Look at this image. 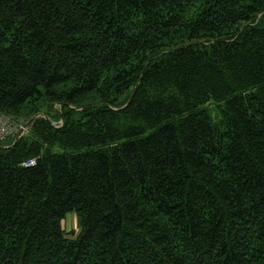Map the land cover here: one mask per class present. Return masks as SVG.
Instances as JSON below:
<instances>
[{
	"label": "trees",
	"instance_id": "1",
	"mask_svg": "<svg viewBox=\"0 0 264 264\" xmlns=\"http://www.w3.org/2000/svg\"><path fill=\"white\" fill-rule=\"evenodd\" d=\"M0 112V264H264V0H0Z\"/></svg>",
	"mask_w": 264,
	"mask_h": 264
},
{
	"label": "built area",
	"instance_id": "2",
	"mask_svg": "<svg viewBox=\"0 0 264 264\" xmlns=\"http://www.w3.org/2000/svg\"><path fill=\"white\" fill-rule=\"evenodd\" d=\"M28 130L29 128L26 125L25 120L15 119L0 112V144L17 141L23 137ZM34 164L35 160L32 159L23 163V166H30Z\"/></svg>",
	"mask_w": 264,
	"mask_h": 264
},
{
	"label": "rangeland",
	"instance_id": "3",
	"mask_svg": "<svg viewBox=\"0 0 264 264\" xmlns=\"http://www.w3.org/2000/svg\"><path fill=\"white\" fill-rule=\"evenodd\" d=\"M206 108H208V106L206 105ZM59 105H55L54 106V110H59ZM209 110L211 111L212 108L209 107ZM51 114L53 115L54 112H51ZM28 133V132H27ZM26 133V134H27ZM25 134V135H26ZM62 228L66 231V232H71L73 231V234H77L78 233V225H77V219L75 217V215L73 213H67L64 217V219L62 220ZM71 235V234H69Z\"/></svg>",
	"mask_w": 264,
	"mask_h": 264
},
{
	"label": "water",
	"instance_id": "4",
	"mask_svg": "<svg viewBox=\"0 0 264 264\" xmlns=\"http://www.w3.org/2000/svg\"><path fill=\"white\" fill-rule=\"evenodd\" d=\"M128 103H129V101H128ZM128 103H127V104H128ZM39 116H40V115H39ZM36 117H38V116H34L33 118H31V119L26 123V125L29 126V125L33 122V120H34Z\"/></svg>",
	"mask_w": 264,
	"mask_h": 264
}]
</instances>
